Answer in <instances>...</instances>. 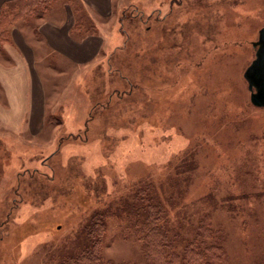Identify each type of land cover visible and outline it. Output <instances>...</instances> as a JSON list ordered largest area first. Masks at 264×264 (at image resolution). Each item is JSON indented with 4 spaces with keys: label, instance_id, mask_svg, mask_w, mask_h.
Masks as SVG:
<instances>
[{
    "label": "rangeland",
    "instance_id": "374dc122",
    "mask_svg": "<svg viewBox=\"0 0 264 264\" xmlns=\"http://www.w3.org/2000/svg\"><path fill=\"white\" fill-rule=\"evenodd\" d=\"M112 4L0 6V264H174L211 246L264 264V107L243 78L264 0ZM66 16L68 53L45 24Z\"/></svg>",
    "mask_w": 264,
    "mask_h": 264
},
{
    "label": "trees",
    "instance_id": "16d2710c",
    "mask_svg": "<svg viewBox=\"0 0 264 264\" xmlns=\"http://www.w3.org/2000/svg\"><path fill=\"white\" fill-rule=\"evenodd\" d=\"M53 0H19V5L21 8L25 9V15H31L33 14V12H38L37 9L40 7H45L47 5H49ZM4 8V6L1 8L0 10V19L1 21L4 19L3 15H2V9ZM42 13V12H41ZM2 25V24H1ZM3 33V32H1ZM0 33V34H1ZM154 207L151 208V205L147 206V211H146V215H145V219L143 222L144 227H146V236H149L152 239H155L156 237L159 238H163V234L160 232L161 228L158 226L157 223V219L156 220H152V217L154 215V213H151L150 210L153 209ZM158 209V207H157ZM149 220H152L149 222ZM203 230V227L200 226L199 232ZM90 233V234H89ZM88 236H90V249L87 253V256H95L96 252V242H95V231H93L92 229L88 230ZM201 236V234H198L197 237L195 238V240L197 238H199ZM157 246L155 244H153V242L151 241L150 243V249L149 252L151 253V255H155L156 252H154L153 250H155ZM86 255V254H85ZM224 253L222 251V249L220 247H216V246H211V247H207L205 249H203L202 251H198V249H187V251H185L184 257H183V262L181 263V261L178 259V257L173 256V261L171 260V262H174V264H220V261L223 257ZM185 261V263H184ZM70 262V261H68ZM157 262L160 263V260H158ZM163 264H169V263H163Z\"/></svg>",
    "mask_w": 264,
    "mask_h": 264
},
{
    "label": "water",
    "instance_id": "95a60500",
    "mask_svg": "<svg viewBox=\"0 0 264 264\" xmlns=\"http://www.w3.org/2000/svg\"><path fill=\"white\" fill-rule=\"evenodd\" d=\"M256 48L255 56L243 73L250 92V102L256 107H264V27L259 29L257 41L251 43Z\"/></svg>",
    "mask_w": 264,
    "mask_h": 264
},
{
    "label": "crops",
    "instance_id": "0c3cea01",
    "mask_svg": "<svg viewBox=\"0 0 264 264\" xmlns=\"http://www.w3.org/2000/svg\"><path fill=\"white\" fill-rule=\"evenodd\" d=\"M5 1H10V0H0V6L2 5L3 2ZM84 4L88 5L92 10H94V12H96L97 14L105 17L107 15H110L111 12H112V9H113V4H112V0H81ZM69 19L68 16L65 17V21L63 22V25L61 23L60 27H56V25H51V24H47L45 23L46 25H48L50 31L51 30H57V32H55L56 34V37H57V41L59 42L60 41V44H57V42H55L54 40H52L49 36H47V40H48V44L53 46V48L55 50H59L61 52H69L70 50L69 49H64V48H69V45H66L65 44V41H66V37H67V31L65 29L66 25H67V20ZM53 24V23H52ZM64 28L62 30V28ZM49 29H45L43 28L42 29V33L43 35L45 34L46 35V31H49ZM54 35V32L51 31ZM52 33L51 34V37H52ZM44 35L45 39H46V36ZM16 36H20V35H16ZM25 42V41H24ZM24 42L22 41V47H20V49L22 50L23 54L27 52H29V46L27 45V42H25V45H24ZM50 46V47H51ZM79 46V45H77ZM82 48H85L86 46H83V44L81 45Z\"/></svg>",
    "mask_w": 264,
    "mask_h": 264
},
{
    "label": "flooded vegetation",
    "instance_id": "af4514ba",
    "mask_svg": "<svg viewBox=\"0 0 264 264\" xmlns=\"http://www.w3.org/2000/svg\"><path fill=\"white\" fill-rule=\"evenodd\" d=\"M255 50H256V48H255Z\"/></svg>",
    "mask_w": 264,
    "mask_h": 264
}]
</instances>
